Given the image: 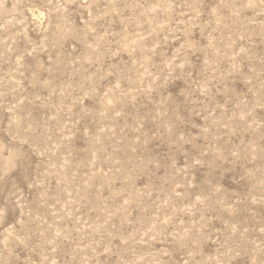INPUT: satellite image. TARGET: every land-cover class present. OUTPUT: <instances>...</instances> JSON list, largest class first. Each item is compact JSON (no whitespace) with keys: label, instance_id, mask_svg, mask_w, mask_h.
<instances>
[{"label":"rangeland","instance_id":"obj_1","mask_svg":"<svg viewBox=\"0 0 264 264\" xmlns=\"http://www.w3.org/2000/svg\"><path fill=\"white\" fill-rule=\"evenodd\" d=\"M0 264H264V0H0Z\"/></svg>","mask_w":264,"mask_h":264}]
</instances>
